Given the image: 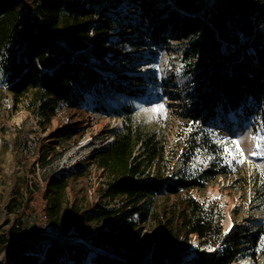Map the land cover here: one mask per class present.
<instances>
[{
  "label": "trees",
  "instance_id": "trees-1",
  "mask_svg": "<svg viewBox=\"0 0 264 264\" xmlns=\"http://www.w3.org/2000/svg\"><path fill=\"white\" fill-rule=\"evenodd\" d=\"M200 5V0H12L8 5L0 0L3 75L16 97L38 90L58 106L80 109L86 96L100 93L101 88L128 97L143 92L145 77L114 71L109 78L95 67L111 68L109 58L120 60L123 71H130L125 64L142 58L110 56L116 46L125 42L134 49L152 52L178 42L182 45L181 60L195 85L190 118L206 124L219 119L226 123L230 114L245 121L257 117L264 135V0H212L202 11ZM116 20L121 21L118 31L114 28ZM122 30L140 35L134 39L122 34L113 41L111 35ZM93 110L99 111L98 107ZM113 112L123 119L122 127L90 158L108 178L103 196L109 201L123 197L127 206L132 205L128 218L161 196L204 187L220 174L212 168L197 179L161 173L159 159L164 146L156 135L136 125L132 107ZM152 170H157L153 177ZM66 181L67 177L52 179L45 195L52 200L49 210L44 209L52 227L60 228ZM103 214L110 216L109 211ZM75 215L73 211L72 218ZM71 220L67 219L69 227L54 238L68 234L73 227ZM162 227V238L156 240L155 248L157 252L160 246V254L182 238L188 248L196 237L197 251L216 248L223 239L221 219L192 196L176 207ZM9 235L12 240H28L38 233L23 230L18 223ZM263 235V226L240 229L231 238L232 247L213 253L211 264L238 262L244 256L240 240L246 250L253 251L252 262L264 264L256 253ZM43 250L37 245L28 247L9 254L0 264H40L42 260L54 264L59 259L65 264H84L92 253L88 244L68 240H54L45 259ZM95 257L105 260L100 254Z\"/></svg>",
  "mask_w": 264,
  "mask_h": 264
},
{
  "label": "rangeland",
  "instance_id": "rangeland-1",
  "mask_svg": "<svg viewBox=\"0 0 264 264\" xmlns=\"http://www.w3.org/2000/svg\"><path fill=\"white\" fill-rule=\"evenodd\" d=\"M2 1L8 5L12 0ZM211 2L200 0V11ZM120 22H115L117 31ZM122 34L134 39L140 35L122 30L111 35V39L117 41ZM181 47L178 42H170L164 49L150 52L134 49L125 42L116 46L110 56L142 58L125 64L130 71H123L120 60L109 58L111 68L97 64L95 67L109 78L114 71L145 77L143 92L128 97L101 88L100 93L87 95L80 109L58 106L38 90L16 97L3 75L0 58V263L9 254L35 245L44 249L45 259L54 240H68L88 244L92 253L84 264H211L215 251L232 247L235 232L250 225L264 227V143L258 147L256 139L264 137L261 124L257 117L245 121L233 114L226 123L220 119L206 124L204 120H192L189 109L194 102L195 85L181 60ZM124 106L132 107L136 125L154 133L164 146V155L159 159L161 173L197 179L212 168L220 174L204 187L161 196L128 218L132 205L127 206L123 197L109 201L103 196L108 178L90 158L111 142L114 132L122 127L123 119L113 111ZM95 107L98 112L93 110ZM105 109L109 114L103 113ZM156 173L152 170V177ZM65 177L61 224L56 228L45 215L44 209L49 210L52 202L45 195L52 179ZM188 196L221 219L222 241L216 248L197 251L196 237L188 248L182 238L177 244H169L173 248L163 249L160 254L159 246L156 252L162 225ZM73 211L76 215L72 218ZM105 211L110 212L109 217L103 214ZM69 218L72 229L65 236L54 238L61 229L69 227ZM18 223L23 230H34L38 236L12 240L10 231ZM239 244L244 256L233 264L242 260L244 264H254L250 257L253 251L246 250L243 240ZM256 253L264 262V235ZM97 254L105 260H97ZM40 264H44L43 260ZM54 264L65 262L59 259Z\"/></svg>",
  "mask_w": 264,
  "mask_h": 264
},
{
  "label": "snow or ice",
  "instance_id": "snow-or-ice-1",
  "mask_svg": "<svg viewBox=\"0 0 264 264\" xmlns=\"http://www.w3.org/2000/svg\"><path fill=\"white\" fill-rule=\"evenodd\" d=\"M160 110H162V108L160 109ZM153 111H157V109H153ZM257 139V141H258V147H259V145H260V143H264V137H258V138H256ZM237 148H239V146H238V144H237ZM243 153L241 152V155H242ZM254 155H255V153H253Z\"/></svg>",
  "mask_w": 264,
  "mask_h": 264
},
{
  "label": "bare ground",
  "instance_id": "bare-ground-1",
  "mask_svg": "<svg viewBox=\"0 0 264 264\" xmlns=\"http://www.w3.org/2000/svg\"><path fill=\"white\" fill-rule=\"evenodd\" d=\"M238 264H244V260L240 261Z\"/></svg>",
  "mask_w": 264,
  "mask_h": 264
}]
</instances>
